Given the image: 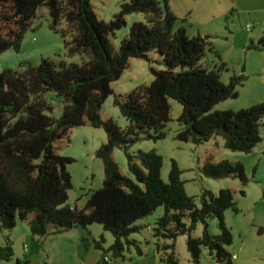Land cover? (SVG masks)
<instances>
[{
  "label": "trees",
  "instance_id": "1",
  "mask_svg": "<svg viewBox=\"0 0 264 264\" xmlns=\"http://www.w3.org/2000/svg\"><path fill=\"white\" fill-rule=\"evenodd\" d=\"M169 1L132 0L105 22L96 18L90 0H0V54L19 51L37 10L45 7L53 29L61 23L66 26L60 33L63 38L69 36L64 41L67 57L87 58L81 65L41 59L37 67H28L23 74L0 72V229L11 230L17 221L27 222L32 236L45 237L97 224L113 235L108 251L114 258L130 245L141 255L129 237L141 230L137 221L163 207L164 214L152 229L154 239L174 242L187 235L193 264H199L203 248L217 264H232L227 250L232 235L224 222L226 210L238 212L232 192L220 190L217 196L204 192L197 207L194 198L186 194L174 161L165 183L158 153H128L141 140L165 137L169 100L182 106L178 141L200 145L221 137L226 149L245 154L261 142L264 101L239 111L212 112L217 104L237 98L244 79L232 76L224 84L220 81L223 64L219 69L201 65L209 42L200 35L189 38L183 28L173 30L176 18L168 9ZM130 14L143 15L144 22L132 24L116 51L110 39L125 27V17ZM259 44L264 45L262 40ZM150 53L162 58L165 69L153 71L149 86H139L124 97L114 96L113 103L127 121V128L122 130L110 119L103 121L100 112L113 95L111 83L120 78L129 59L148 60ZM49 92L63 102L58 119L45 99ZM83 126L103 129L109 142L95 152L103 164L102 187L78 210L67 204L72 188L67 167L74 160L61 157L57 151L70 143L72 129ZM115 147L124 151L132 179L123 176L113 161ZM202 172L212 179L235 178L242 185L247 182L239 163L207 161ZM186 216L189 226L184 223ZM208 218L217 220L220 233L211 236L204 231L200 238H192L191 231ZM103 242V238L94 241V247L104 256ZM156 250L162 264H177L172 245L157 244ZM103 256L98 264H105ZM11 257L9 244L0 247V262Z\"/></svg>",
  "mask_w": 264,
  "mask_h": 264
},
{
  "label": "rangeland",
  "instance_id": "2",
  "mask_svg": "<svg viewBox=\"0 0 264 264\" xmlns=\"http://www.w3.org/2000/svg\"><path fill=\"white\" fill-rule=\"evenodd\" d=\"M130 1L90 0V4L96 18L108 22L119 13L124 3ZM168 9L176 18L174 31L183 28L189 38L200 35L209 42L210 46L206 47L201 60L202 66L219 69L223 64L225 68L220 72V81L224 84L232 76L244 79L243 85L238 88L237 98L217 104L212 112L239 111L264 101V45L259 44L260 40L264 43V0H170ZM144 19L141 14L127 15L125 27L116 31L110 39L112 48L117 51L132 24L144 22ZM248 25L252 26L250 31L246 29ZM62 30H66L65 24L61 23L53 29L47 9L40 7L24 34L19 51L8 50L0 54V72L11 70L23 74L28 67H37L41 59L76 65L86 62L85 56L67 57L64 41L69 40V36L63 38L60 33ZM164 69L162 58L154 53L148 55V60L129 59L128 67L120 78L110 85L113 95L105 100L100 112L101 119H110L125 130L128 123L114 105V96L124 97L139 86H149L154 80L153 71ZM45 99L53 108V117L60 118L64 107L61 98L49 92ZM169 104L170 121L164 128L165 137L156 141L141 140L132 145L128 153L132 156L138 152L158 153L162 157L160 176L165 183L168 182L174 161L181 171L180 179L184 183L185 192L194 198L197 207L201 206L204 192L217 196L220 190H230L238 211L226 210L224 213L225 225L232 235V244L227 247L232 255V264H264V128L259 127L261 142L248 154L226 149L221 137L200 145L181 142L176 139V134L180 128L177 120L182 106L174 100H169ZM261 123H264V119ZM108 142L103 129L83 126L72 129L70 143L59 147L57 153L61 157L74 160L67 167L72 182L67 204L84 208L90 195L101 189L104 180L103 164L95 157V152ZM112 159L121 174L132 179L124 151L115 147ZM207 161L241 164L246 184L242 185L235 178L205 177L202 167ZM163 214L164 208L159 207L152 215L136 222L141 230L132 234L129 240L136 243L141 255L130 245L124 246L122 255L117 258L108 251L114 242L113 235L104 231L100 225L87 227L91 235L86 232L87 229L76 227L62 234L37 237L30 234L27 222L17 221L11 230L0 229V247L9 244L12 249L10 260L1 261L0 264H83L87 252L86 241L95 251L94 241L100 242L101 238L104 240L102 247L106 251L105 255L111 264H162L161 254L156 250L157 244L172 245L177 264H193L186 246L187 235L178 236L174 242L158 241L152 237L155 222ZM184 223L187 226L190 224L187 216ZM204 231L211 236L218 235L220 231L217 220L208 218L205 223H198L190 236L200 238ZM199 264L217 263L209 256L208 250L203 248Z\"/></svg>",
  "mask_w": 264,
  "mask_h": 264
},
{
  "label": "crops",
  "instance_id": "3",
  "mask_svg": "<svg viewBox=\"0 0 264 264\" xmlns=\"http://www.w3.org/2000/svg\"><path fill=\"white\" fill-rule=\"evenodd\" d=\"M75 207L78 209V210H81V208L83 209V207H78L75 205ZM86 230V229H85ZM86 232L91 235V230L87 229ZM83 240V239H82ZM89 242L86 241V244H85V247H86V254H85V261L83 264H98L99 263V260L101 259V251L95 249V251H93L90 247V245H88ZM80 245L81 247L83 246L82 242H80ZM98 251V252H96Z\"/></svg>",
  "mask_w": 264,
  "mask_h": 264
},
{
  "label": "built area",
  "instance_id": "4",
  "mask_svg": "<svg viewBox=\"0 0 264 264\" xmlns=\"http://www.w3.org/2000/svg\"><path fill=\"white\" fill-rule=\"evenodd\" d=\"M251 28H252V26H250V25H248V26L246 27L247 31H250ZM102 260H103V262H104L105 264H111V263H112L111 260H110L106 255L103 256V259H102Z\"/></svg>",
  "mask_w": 264,
  "mask_h": 264
}]
</instances>
